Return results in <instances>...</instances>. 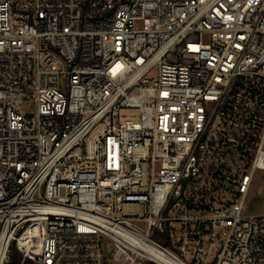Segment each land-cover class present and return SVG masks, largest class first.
<instances>
[{
	"label": "built area",
	"instance_id": "1",
	"mask_svg": "<svg viewBox=\"0 0 264 264\" xmlns=\"http://www.w3.org/2000/svg\"><path fill=\"white\" fill-rule=\"evenodd\" d=\"M257 170L264 0H0V264H264Z\"/></svg>",
	"mask_w": 264,
	"mask_h": 264
},
{
	"label": "rangeland",
	"instance_id": "2",
	"mask_svg": "<svg viewBox=\"0 0 264 264\" xmlns=\"http://www.w3.org/2000/svg\"><path fill=\"white\" fill-rule=\"evenodd\" d=\"M209 39L210 36L208 34L202 36L204 42H209ZM157 76L158 71L153 69L146 77L152 79ZM262 212H264V171L257 170L253 174L251 187L246 200L245 214L254 215ZM104 244L105 254L113 261V264H128L127 257L119 254L110 238H105Z\"/></svg>",
	"mask_w": 264,
	"mask_h": 264
}]
</instances>
